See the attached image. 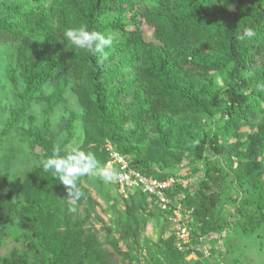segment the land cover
<instances>
[{"label":"trees","instance_id":"trees-1","mask_svg":"<svg viewBox=\"0 0 264 264\" xmlns=\"http://www.w3.org/2000/svg\"><path fill=\"white\" fill-rule=\"evenodd\" d=\"M81 25L113 36L103 63L66 39L67 29ZM245 27L256 36L240 39ZM0 44L14 49V62L5 65L18 98L9 131L35 104L48 105V117L72 95L80 110L69 114L67 131L72 139L82 123V150L102 165L119 155L159 182L176 178L165 191L167 211L155 195L123 191L115 179L128 196H119L124 210L119 201L110 208L120 218L113 224L120 238L111 245L113 230L103 223L99 238L98 204L80 180L83 195L71 213L65 186L41 164L13 195L0 177V264H114L121 255L128 264H225L211 243L228 226L227 183L253 193L246 207L260 209L242 215L243 234L264 225V0H0ZM47 87L54 90L44 104ZM40 140L50 156L53 137L32 140L33 151ZM175 164L195 185L180 183L187 177ZM112 168L119 176V165ZM178 207L189 219L184 250L170 222ZM150 222L164 226L156 242L142 238ZM13 225L19 236L3 253ZM205 247L207 260H186L191 252L203 258Z\"/></svg>","mask_w":264,"mask_h":264},{"label":"rangeland","instance_id":"rangeland-1","mask_svg":"<svg viewBox=\"0 0 264 264\" xmlns=\"http://www.w3.org/2000/svg\"><path fill=\"white\" fill-rule=\"evenodd\" d=\"M149 34L151 35L152 31H150ZM14 60V49L8 44H0V138H2L3 141L0 144V177H3V179L5 178V186L9 195L16 193L21 186L24 185V182L28 181L32 172L40 167V158L41 161L47 158L41 146L42 140L39 141L36 151L32 150V140H39V136L41 135L42 139L48 142L50 136H52L53 148L59 147L62 150L68 146L80 147L84 140V132L83 129H81L82 123H79L80 121L77 122L73 138L69 139V133L67 131L69 114L71 111L80 110L76 103V98L72 95H67L65 103L58 105L48 117L44 114L45 107L48 108V105H41L40 103L35 104L32 106L27 117L19 120L12 131L7 129L8 120L11 118L10 114L13 109L18 107V98L13 88L11 89L9 87L10 82L7 79L5 68L6 63H13ZM10 90L12 92H10ZM53 90L52 87L46 88L44 92V104L50 101ZM69 93L68 90L67 94ZM169 150L171 149L169 148ZM171 153L174 154L175 152L172 151ZM175 155H177V153ZM107 165L113 167V163ZM175 165L176 174L179 177L185 178L189 175L187 168L182 166V164ZM187 178H185L184 181L183 179H179L180 183L185 186L188 183L189 185H195V178L191 180H189V177ZM174 179V181H176V178ZM79 180L85 190L93 197L92 199L98 204L97 207L95 206V213H93V226L98 231L99 238L104 239L106 236L102 229L104 223L105 227H111L113 230V233L109 235V244H114V242L120 238L119 230L114 226L116 221L120 218L116 213H112L110 208H112L114 204L113 201H119L120 208L124 210L119 196L125 199L128 195L125 194L124 197L120 195L124 193H122L120 189H118L120 191L118 192L117 186L114 183L115 179L106 183L97 175L87 174L80 177ZM227 185L225 189V199L227 201L222 210L224 213V220L227 222L228 226L220 236H213L216 240L212 241L211 245L213 248L218 247L222 250L224 257H220V259L224 261L225 264H264V225L253 234L246 235L242 232L243 226L241 224L244 222L242 215L246 216L250 213L258 214V211L260 212V209L254 207L249 208L251 207L249 205L248 208L246 207L249 199L253 197V193L250 194L235 185L231 186V184L228 183ZM82 209L84 213L86 205L83 206ZM166 220L168 221V219ZM163 230L164 226L162 223L154 224L150 222L142 238H148L156 242ZM169 230L172 232L171 229ZM170 231L167 232L165 238L169 236ZM18 236L19 232L13 225L8 231L3 253H8V251H10L14 239ZM121 246L123 248V256H126L128 248L123 242H121ZM112 247L113 246H108V249L113 251ZM112 253H114V251ZM123 260L124 258L122 255L118 256L114 260V264H122ZM128 263V258H125L124 264ZM110 264L113 263L111 262Z\"/></svg>","mask_w":264,"mask_h":264},{"label":"clouds","instance_id":"clouds-1","mask_svg":"<svg viewBox=\"0 0 264 264\" xmlns=\"http://www.w3.org/2000/svg\"><path fill=\"white\" fill-rule=\"evenodd\" d=\"M256 32L252 27H245L240 39H252ZM66 39L74 46V51L83 50L103 63L108 58V51L113 46V36L96 30H89L87 25L69 28L65 32ZM63 152V154H62ZM45 172L50 173L62 183L73 202L69 212L75 213V202L83 195L78 181L87 174L99 176L104 182H111L118 177L116 169L102 165L95 153L82 150L79 146H68L65 149L54 147L52 154L41 161Z\"/></svg>","mask_w":264,"mask_h":264},{"label":"built area","instance_id":"built-area-1","mask_svg":"<svg viewBox=\"0 0 264 264\" xmlns=\"http://www.w3.org/2000/svg\"><path fill=\"white\" fill-rule=\"evenodd\" d=\"M114 162L120 167V174L118 176V183L121 186V190H129L141 188L144 192L148 194L155 195L160 202V207L162 211L169 210L168 206L170 205L169 199L165 196V191L172 188L176 181L174 178H170L167 181L159 182L157 180L149 179L145 177L138 171H134L130 169L129 164L125 161V159L119 155H113ZM173 224L175 225V229L177 230V247L180 250H184L186 246L191 244L190 231L188 227V216H184L180 209H176L173 211V218L171 219ZM210 256V252L208 249H204V257H198L194 252H191L186 260L188 262H196L201 259L207 260Z\"/></svg>","mask_w":264,"mask_h":264}]
</instances>
